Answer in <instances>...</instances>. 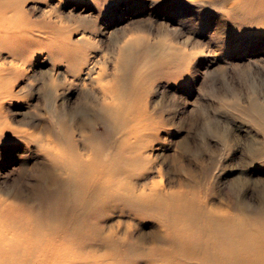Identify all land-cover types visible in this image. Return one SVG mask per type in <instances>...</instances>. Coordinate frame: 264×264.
Segmentation results:
<instances>
[{
	"label": "rangeland",
	"instance_id": "374dc122",
	"mask_svg": "<svg viewBox=\"0 0 264 264\" xmlns=\"http://www.w3.org/2000/svg\"><path fill=\"white\" fill-rule=\"evenodd\" d=\"M0 201L99 264H249L264 0H0Z\"/></svg>",
	"mask_w": 264,
	"mask_h": 264
},
{
	"label": "bare ground",
	"instance_id": "6f19581e",
	"mask_svg": "<svg viewBox=\"0 0 264 264\" xmlns=\"http://www.w3.org/2000/svg\"><path fill=\"white\" fill-rule=\"evenodd\" d=\"M85 121V124L88 123ZM74 188L94 186L97 177L81 178L72 169ZM92 179L91 181L86 178ZM21 208L0 201V264H99L95 259L81 255V250L66 232L43 234L44 225L39 220L30 222L29 217L18 218ZM84 214V213H83ZM256 221L220 218L216 222L223 229L229 227L234 237L241 240L242 252H252L249 264H264V210L256 212ZM259 221V222H258ZM233 243V242H232ZM236 250H231L236 251ZM243 261L235 260L233 264Z\"/></svg>",
	"mask_w": 264,
	"mask_h": 264
}]
</instances>
